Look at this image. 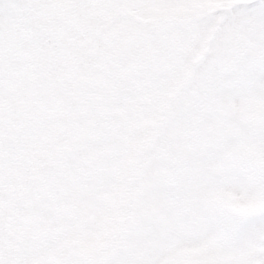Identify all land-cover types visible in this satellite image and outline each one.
Masks as SVG:
<instances>
[{
    "label": "snow or ice",
    "instance_id": "1",
    "mask_svg": "<svg viewBox=\"0 0 264 264\" xmlns=\"http://www.w3.org/2000/svg\"><path fill=\"white\" fill-rule=\"evenodd\" d=\"M0 264H264V0H0Z\"/></svg>",
    "mask_w": 264,
    "mask_h": 264
}]
</instances>
